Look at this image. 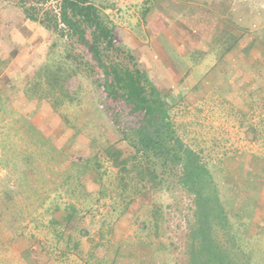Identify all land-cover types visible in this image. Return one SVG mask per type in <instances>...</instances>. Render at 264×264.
<instances>
[{
	"label": "rangeland",
	"instance_id": "obj_1",
	"mask_svg": "<svg viewBox=\"0 0 264 264\" xmlns=\"http://www.w3.org/2000/svg\"><path fill=\"white\" fill-rule=\"evenodd\" d=\"M91 2L115 27V38L109 41L132 51L152 81L171 96L181 138L209 163L232 212L238 246L251 264H264V0ZM59 3L0 0V58L9 60L0 69V90L13 108L32 115L34 125L57 147L66 148L68 139L75 138L68 154L72 161H84L87 170H117L112 149L123 144L109 116L114 101L91 51L62 23ZM42 5L52 19L50 30L25 18L27 8ZM68 17L106 61L112 84L120 89L127 60L88 18L73 9ZM237 39L241 41L232 50ZM48 62L53 69L42 73ZM33 83L42 89L32 93L36 96L31 102L25 89ZM52 174L57 182L50 185L49 196L40 194L43 205L37 214L29 205L38 193H30L31 200L25 197L33 184L26 183L22 194L10 199L21 174L0 166V264H113L114 259L123 264L127 253L134 264H187L185 216L190 201L182 192L152 191L134 195L132 202L123 188L113 196L116 185L104 177L105 192L99 195L58 197L54 189L63 188L65 174ZM129 200L130 210L123 214ZM64 205L84 207L73 229H67L62 214L54 216L52 208L62 210ZM155 205L163 209L171 243L157 254L141 244L152 239L158 245L159 237H149L141 226ZM82 230L88 233L82 235Z\"/></svg>",
	"mask_w": 264,
	"mask_h": 264
},
{
	"label": "trees",
	"instance_id": "obj_2",
	"mask_svg": "<svg viewBox=\"0 0 264 264\" xmlns=\"http://www.w3.org/2000/svg\"><path fill=\"white\" fill-rule=\"evenodd\" d=\"M51 1L53 0H44L45 4ZM58 1H61L58 8L62 23L78 35L80 43L91 51L93 59L103 71L105 91L114 101L109 108V116L123 147L116 146L117 148L112 149L114 154L111 159L117 170L105 167L101 172L99 171L101 166L87 170L84 161H72L68 156L74 149L75 138L68 139L65 143L66 148L57 147L34 125L32 115L27 116L13 108L11 99L4 94L3 90H0V147L2 149L0 166H5L10 172L21 174L17 177V188L8 194L10 199H15L16 195L22 194V188L26 183L33 184L25 197L31 200L30 193L31 196L36 194L35 192L38 193L37 198L31 203L33 205H29L38 214L43 205L39 200L40 194L46 193L49 196L50 191L53 190L50 185L57 182L53 181V172L65 174L61 185L63 188L54 189L58 197L78 199L79 194L96 192L99 195L105 192L104 177L113 180L112 186L116 185L113 196L116 197L120 188H123L121 192L126 194V197H131L132 202L134 195H145L152 191H167L173 195H180L182 192L190 201L188 214L185 216L186 263L251 264L250 257L238 246V236L231 222L232 212L221 198L220 189L209 169V163L203 159L200 152L186 144L179 134L171 96L152 81L149 73L142 68L132 51L109 41L115 38V27L107 21L106 16L91 0ZM43 5L27 8L25 18L40 23L50 30L52 19L47 16L48 11L43 10ZM71 9L88 18L89 25L92 28L97 27L106 41L115 45L118 48L116 50L127 60L125 65H128V69H123L120 75L124 80L118 81L120 89L112 84L106 61L101 59L92 47V43L68 17ZM246 33L247 31L243 32L242 38L246 36ZM240 41L241 39L234 41L232 50L239 45ZM254 43L255 41L251 42V47ZM106 49H109V46ZM196 52L199 53V50ZM1 62L2 70L9 60L3 57L0 58ZM51 65L52 63L45 64L44 69L40 71L42 73L51 71L53 69L49 67ZM38 88L42 89V84H27L25 95L28 101L35 100L36 95L32 93ZM7 160L8 165L4 162ZM63 169L66 171L63 172ZM74 183L78 187H74ZM132 202L129 200L122 206L123 214L129 212ZM64 206L62 210L59 209L60 207H53L52 209L56 210L54 216L57 213L62 214V217L68 221L67 229H73L75 226L71 225L78 222L77 216L83 206L80 209L71 205ZM152 211L150 220L142 221L141 226L145 227L144 230L150 234L149 237L152 234L157 235L159 242L156 245L150 239L149 242L145 241L141 244L147 250L155 248V254H157L161 247L166 249L169 245L171 246V243L165 228L163 209L155 205ZM46 212L48 213V210ZM33 218L36 219L37 216L34 215ZM82 231V235L88 233V230ZM162 232L163 237L160 236ZM221 235L224 236L223 239ZM119 250L125 252L123 249ZM155 256L158 257V255ZM116 262L117 260L114 259L112 263ZM123 264H134L131 254L127 253Z\"/></svg>",
	"mask_w": 264,
	"mask_h": 264
}]
</instances>
